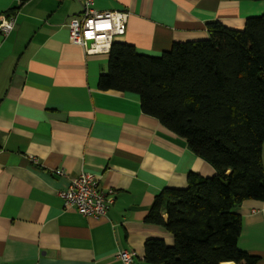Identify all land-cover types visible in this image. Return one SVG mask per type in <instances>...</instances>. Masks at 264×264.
I'll list each match as a JSON object with an SVG mask.
<instances>
[{"label":"crops","instance_id":"1","mask_svg":"<svg viewBox=\"0 0 264 264\" xmlns=\"http://www.w3.org/2000/svg\"><path fill=\"white\" fill-rule=\"evenodd\" d=\"M95 7L130 12L117 41L153 57L208 39L209 22L242 30L264 14V1L252 0H95ZM82 11L79 0H0V17L16 16L9 36L0 32V264H122L119 250L150 264L149 239L174 245L165 226L147 219L156 196L186 188L190 172L217 175L186 139L142 111L139 95L99 89L109 54L87 55L70 41L67 23ZM60 169L65 176L55 174ZM82 173L115 191L107 217L64 208L59 192ZM235 212L240 250L264 264V201H244Z\"/></svg>","mask_w":264,"mask_h":264},{"label":"trees","instance_id":"2","mask_svg":"<svg viewBox=\"0 0 264 264\" xmlns=\"http://www.w3.org/2000/svg\"><path fill=\"white\" fill-rule=\"evenodd\" d=\"M207 31L208 39L175 43L157 57L116 40L108 73L99 79L102 91L139 95L145 114L186 139L217 171L213 177L190 172L186 188L156 196L147 219L165 226L174 245L149 239L150 264L259 260L238 246L242 219L235 209L264 201V14L248 18L242 30L213 21Z\"/></svg>","mask_w":264,"mask_h":264},{"label":"built area","instance_id":"3","mask_svg":"<svg viewBox=\"0 0 264 264\" xmlns=\"http://www.w3.org/2000/svg\"><path fill=\"white\" fill-rule=\"evenodd\" d=\"M83 6L82 13L67 23L70 41L84 48L87 55L109 54L118 37L127 33L130 12H100L95 7V0H79ZM16 16L0 17V32L4 36L14 30ZM55 174L65 176L64 170ZM66 210H76L85 217H107L116 201L113 190H105L101 178L92 173H82L71 178L68 187L59 192ZM117 258L122 264H137L135 251L119 250Z\"/></svg>","mask_w":264,"mask_h":264}]
</instances>
